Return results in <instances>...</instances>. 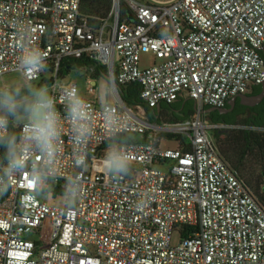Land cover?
<instances>
[{
  "label": "built area",
  "instance_id": "1",
  "mask_svg": "<svg viewBox=\"0 0 264 264\" xmlns=\"http://www.w3.org/2000/svg\"><path fill=\"white\" fill-rule=\"evenodd\" d=\"M81 4L0 0V76L20 71L21 43L38 45L46 65L35 81L47 79L63 126L60 178L43 184V194L33 191L27 171L39 153L30 148L26 169L9 177L12 187L0 195V264H264V199L217 139L240 123L264 124L204 116L207 106H225L264 80V0H100L95 27ZM145 52L161 62L142 68ZM85 54L107 69L102 76L115 101L110 94L101 101L94 78L81 88L58 75L63 59ZM131 82L149 106L189 96L196 109L184 120L155 119L120 97L118 85ZM68 85L89 105L90 135L78 145L65 113ZM108 108L134 161L131 174L115 181L99 163L113 135L104 122ZM164 137L177 146L162 148ZM81 155L87 162L77 168ZM67 176L81 178L75 207L62 203Z\"/></svg>",
  "mask_w": 264,
  "mask_h": 264
},
{
  "label": "clouds",
  "instance_id": "2",
  "mask_svg": "<svg viewBox=\"0 0 264 264\" xmlns=\"http://www.w3.org/2000/svg\"><path fill=\"white\" fill-rule=\"evenodd\" d=\"M18 65L19 76L11 82L0 84V148L3 149L0 162V195L12 187L9 177L23 173L29 159L28 150L34 148L39 154L27 171L33 191L44 193L43 184L58 177L55 167L62 143V117L57 110V98L46 85L34 83L37 73L46 65V53L38 45L25 48L21 43ZM111 83L105 78L97 94L107 100ZM66 118L71 121L75 144L85 141L90 135L89 105L78 88L68 85L63 92ZM104 122L113 133L110 143L99 158L103 172L112 180L123 179L131 174L134 161L126 149L120 146L121 129L115 112L108 108L103 111ZM19 128L20 132L13 131ZM114 141V142H113ZM87 156L75 160L77 168L86 165ZM65 188L62 203L75 207L82 196L79 176L63 177Z\"/></svg>",
  "mask_w": 264,
  "mask_h": 264
},
{
  "label": "trees",
  "instance_id": "3",
  "mask_svg": "<svg viewBox=\"0 0 264 264\" xmlns=\"http://www.w3.org/2000/svg\"><path fill=\"white\" fill-rule=\"evenodd\" d=\"M100 0H82V13L89 16V21L94 27L98 25L97 5ZM123 18L128 19L127 8H124ZM90 67L94 75H107L104 66H98L92 54H85L82 57H70L60 62L58 75L64 77L66 73L77 70L80 67ZM38 85H47V79L41 78ZM261 84L253 88V92H260ZM118 92L122 100L128 105H142L146 113L155 119H173L174 121L184 120L192 115L195 110V101L187 96L172 103L161 102L159 106H149L140 96V84L131 82L118 85ZM228 106V104H225ZM208 107V106H207ZM213 122H236L240 118L264 124V98L254 106H247L236 101L234 108L226 113L219 110L206 112L204 115ZM13 131L18 132V128ZM220 149L224 157L245 184L257 191L264 199V133H239L236 130L226 132L223 137L218 136ZM1 157L3 149L0 148Z\"/></svg>",
  "mask_w": 264,
  "mask_h": 264
},
{
  "label": "rangeland",
  "instance_id": "4",
  "mask_svg": "<svg viewBox=\"0 0 264 264\" xmlns=\"http://www.w3.org/2000/svg\"><path fill=\"white\" fill-rule=\"evenodd\" d=\"M160 62H161V59L156 57L154 54H152L150 52L141 53L139 56V64L142 68L143 67H150V66L157 64V63H160ZM47 75H49V74L47 73ZM18 76H19V71L8 72V73L0 76V84L5 83V82H11V81L17 79ZM65 76H67L68 78L75 81L77 83V85L80 86L81 88L87 87L90 84V80L92 78L97 80L98 85H100L102 83V81L105 79V77L102 75H99V74L94 75L91 68L87 67V66L80 67L77 70H72V71L66 73ZM33 82L37 84V81H33ZM49 90L51 92L50 88H49ZM82 94L86 95V93L84 91H82ZM109 94L111 96V100L115 101L116 97L114 96L112 90ZM101 101H105V98L103 96L101 98ZM240 120H245V119L240 118ZM161 121H164V120L161 119ZM166 121L173 122L174 120L173 119H166ZM237 132L246 133L245 131L241 132L239 130ZM257 133H264V131H257ZM224 134H222L221 137H223ZM176 146H177V139L175 137H164L161 140V147L162 148H168V147L175 148ZM178 241H179V236L176 233H174L172 236L171 244L175 245L178 243Z\"/></svg>",
  "mask_w": 264,
  "mask_h": 264
},
{
  "label": "water",
  "instance_id": "5",
  "mask_svg": "<svg viewBox=\"0 0 264 264\" xmlns=\"http://www.w3.org/2000/svg\"><path fill=\"white\" fill-rule=\"evenodd\" d=\"M262 52L264 55V44L262 46ZM261 87L262 89L258 93H254V94L240 93L236 96H233L232 98L228 99L227 101L228 106L225 105V106L219 107V106L211 105V106L206 107L204 111L209 112L212 110H219L222 113L229 112L234 108L237 98H239V101L241 104H244L247 106H254L264 98V80L261 83ZM195 109H196V103H195ZM227 132H229V130Z\"/></svg>",
  "mask_w": 264,
  "mask_h": 264
},
{
  "label": "bare ground",
  "instance_id": "6",
  "mask_svg": "<svg viewBox=\"0 0 264 264\" xmlns=\"http://www.w3.org/2000/svg\"><path fill=\"white\" fill-rule=\"evenodd\" d=\"M235 129L239 131H264V126H258V125H253L250 123H240L238 125L233 126Z\"/></svg>",
  "mask_w": 264,
  "mask_h": 264
},
{
  "label": "flooded vegetation",
  "instance_id": "7",
  "mask_svg": "<svg viewBox=\"0 0 264 264\" xmlns=\"http://www.w3.org/2000/svg\"><path fill=\"white\" fill-rule=\"evenodd\" d=\"M254 93H257V92H253V90L251 92H249V94H254ZM236 101H239V98H237ZM240 102V101H239ZM241 104V103H240ZM243 105V104H242Z\"/></svg>",
  "mask_w": 264,
  "mask_h": 264
},
{
  "label": "crops",
  "instance_id": "8",
  "mask_svg": "<svg viewBox=\"0 0 264 264\" xmlns=\"http://www.w3.org/2000/svg\"><path fill=\"white\" fill-rule=\"evenodd\" d=\"M263 53V52H262ZM264 56V55H263Z\"/></svg>",
  "mask_w": 264,
  "mask_h": 264
}]
</instances>
